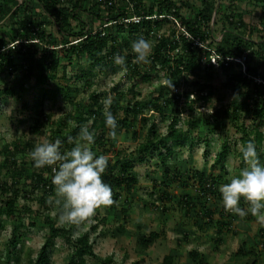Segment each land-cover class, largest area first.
<instances>
[{
  "label": "trees",
  "instance_id": "1",
  "mask_svg": "<svg viewBox=\"0 0 264 264\" xmlns=\"http://www.w3.org/2000/svg\"><path fill=\"white\" fill-rule=\"evenodd\" d=\"M118 1L119 4L116 6L103 8L95 0H0V22L4 23L0 33V74L9 71L18 72L25 77L34 76L36 85L41 87L42 99L39 104L43 105L44 98L47 97L48 91H51L49 87L47 88L48 82L61 77L59 75L61 68L63 69L62 77H66L67 68L74 66L72 54L80 58L89 56L90 63L95 67V65L104 63L114 64L113 57L119 53L125 56L126 66L131 71L132 69L136 71V67H139L141 63L133 64L134 54L132 52L123 54V45L129 46L128 41H135L142 36H146L145 39L155 37L158 42L155 44L151 56V66L157 69L156 66L161 65L162 69L167 70L166 73L169 71V75L181 77L186 74L189 78L190 74L201 70L204 64L208 70L215 68L211 61L212 51L219 53L221 57H237L245 53L248 56L246 72L242 70L237 61L231 60L226 64V59L218 58L217 65L227 74L225 85L238 91L243 99L233 100L230 108L217 110L216 115L218 117L222 113L226 115L231 113L236 118L241 112L248 113L254 121V126L249 127L243 124V135L240 140L242 146L249 141L254 142L260 158L264 142V131L262 130L264 127V82H258L256 78H261L264 81V37L258 39L256 32H261L264 29V18L253 26L247 24L246 12L240 5L243 0H199L200 5L195 4L194 0ZM254 2L262 3L264 8V0H254ZM184 7L189 9L188 15L183 14ZM135 14L143 16L140 22H121V19ZM105 20L107 23H112L103 26ZM163 22L173 25L168 34L164 36L158 34ZM50 24L57 26L58 35L47 32L45 26ZM219 24L222 26L219 33L221 38L216 39ZM128 28L130 29L129 36H124L128 38V41L125 42L126 39L121 40L120 35ZM62 54L64 57L68 56V61L65 63L60 62ZM17 59H20L21 62H17ZM137 74L140 76L141 72L137 70ZM92 75L93 72L90 70L74 74L76 78L83 77L87 82L91 81ZM156 77V75L150 76L145 72L140 76V81ZM189 82L190 85L197 88L198 99L208 100L213 95L211 84H201L199 81ZM180 85L181 79H178L175 86L177 90ZM20 88L25 89L24 84ZM56 89L63 91L67 97H71V93L74 91L70 84L60 85ZM206 90H209V93L205 96L203 92ZM14 91V86H7L0 88V95L3 92L14 93ZM52 92L56 93L53 90ZM179 98L180 96L175 92L167 97H164L162 92H158L151 99V108L159 112L169 107L173 110L174 114L171 116L165 139L160 138L157 123L153 121L145 141L139 144L137 150L130 154L118 151L114 162L109 159L103 180L113 190V199L116 203L111 207H115L119 200L118 189L132 190L138 183V177L133 172L136 159L145 161L149 154H157L159 162L156 165L166 163L170 155L175 153L172 146H169V142L182 145L187 141H192L187 132L178 127L181 110ZM193 102V100L184 101L185 104H190L188 106H191ZM142 106L141 101H137L134 105L129 104L122 108L124 112L122 117L118 116L119 107L116 103H111L109 108L116 117L118 126L134 127L135 118L131 119L130 117L131 115L137 117L135 109ZM79 107L84 108L89 117L87 118L81 113L75 114L77 125L66 132L65 145L61 146L62 152L69 144L67 138L77 136L80 126L84 125L90 118L92 119L90 130L101 132V138L95 135L93 147L104 145L107 129L103 115L105 109L101 100L99 101L98 93H90L84 104ZM191 110L193 111L194 108ZM214 115L215 112L212 116ZM248 115L246 116L248 117ZM51 117L49 114L48 118ZM216 120L219 119L216 118ZM149 121L148 117L143 118L144 125ZM210 121V118L205 119L207 133L203 137V141L207 143L211 133L220 128L219 125L215 124L217 122L212 125ZM197 122L200 121L197 119ZM63 126L64 121L58 124L57 129L52 134L54 138L64 135ZM134 133L136 134V131ZM21 150L25 151L23 148L20 149L19 144H15V148L11 150L5 148L1 151L0 149V154L3 156L0 167L7 168L5 178H0V194L4 195V199L0 201V229L5 227L4 220H1L3 216L13 221V235L8 240V251L9 256L16 255L14 262L20 261V256L16 254V244L22 239L20 229L26 225L24 219H29L28 226L35 227L40 215V211L30 209L28 206L25 207L27 212L25 214L21 211L24 208L20 209L18 205L21 195H24L25 198L30 197L28 190L20 186L22 185V177L33 183L34 188L42 190V195L38 200L43 205H49L48 196L54 195L51 168L37 169L33 162L28 165L25 159L20 161L17 154ZM230 151L229 145L224 144L221 151L216 154L213 167L220 166L217 173H207L203 170L191 174V171L184 172V168H180L176 172L169 169L165 172L166 181H185L184 175H186L187 178L197 180L198 188L196 190L199 194H196L199 198L203 197L207 201L212 197L221 196L219 185L226 181L225 177L228 174L226 160ZM237 153L240 157V151ZM133 154L136 158L132 157ZM241 167H244L242 161ZM47 171L50 173L49 178L45 175ZM166 181L159 183V186L164 185L165 187L159 196L163 202L174 197L167 190ZM180 198L179 202L187 207V212L195 210L198 216L203 214L210 223H213L214 213L207 207L198 212L195 197L187 193ZM201 202L199 200V203ZM241 202L244 201L241 200ZM161 209L165 210L166 206H161ZM220 214L231 220L235 217L233 214L225 213L224 210ZM44 220L49 225V232L37 256L34 259H29V264H52V250L56 245L57 238H62L70 247L65 264H89V257L98 259V264H125L116 260L113 255L99 258L95 252V241H92L88 232L73 237L70 228L58 225L57 220L51 219L50 215L44 217ZM219 224L222 228H227L231 225V221L225 220ZM97 228V224L92 225V230ZM260 236L264 239V228L260 230ZM158 238L159 233L152 231L148 238L142 240V244L145 248H149L152 242ZM241 251L244 250L241 248ZM245 254L248 253L245 252ZM190 255L196 260V264H208L197 249L190 251ZM6 263L13 264L12 260L9 259ZM132 264H137V262ZM164 264H173V255L165 256ZM249 264H264V261L255 255Z\"/></svg>",
  "mask_w": 264,
  "mask_h": 264
},
{
  "label": "rangeland",
  "instance_id": "2",
  "mask_svg": "<svg viewBox=\"0 0 264 264\" xmlns=\"http://www.w3.org/2000/svg\"><path fill=\"white\" fill-rule=\"evenodd\" d=\"M195 4L200 5L199 0H194ZM241 8L246 12V20L253 16L254 21H258L264 17V8L251 0H243ZM189 9L184 7L183 14L188 15ZM252 15V16H251ZM260 18V20H261ZM159 29V35H166L172 28V24L163 22ZM4 23L0 22L1 27ZM98 25V22H96ZM221 24L216 32V39L221 38ZM47 32L59 34L55 24L46 25ZM130 29H126L120 35L121 40L128 41ZM258 39L264 37V29L261 32H256ZM143 37V36H142ZM143 38H146L144 36ZM147 40L152 42V52L155 49V44L158 42L154 37H147ZM132 40L129 46L123 45V54L131 51ZM176 52H179L176 50ZM150 63H141L136 67V71H132L127 67V71H121L120 67L115 63L94 65L90 63L89 56L72 54L74 66L67 68L66 77H62L63 69L59 70L61 77L55 81L50 80L47 88V97L44 98L43 105L39 104L42 99L41 87L36 85L35 77H25L18 72H3L0 74V88L14 86V93H1L0 95V149H14L15 144L20 145L21 150L17 154L20 161L24 159L27 164L32 163L29 152L36 144L42 143L45 140L49 142L61 141V146L65 145V134L77 125L75 119L76 113H81L87 118L88 113L84 108H80L84 104L88 95L92 92H97L99 101L104 106V100L111 99V103H116L119 107V117H122L124 107L129 104L134 105L137 101H141L143 106L137 107V117L131 115V119L135 118L134 127L118 126L116 129V138L113 139L110 135V129L107 128L104 137V145H91L92 151L97 155H107L114 162L117 152L126 154L133 153L137 150L140 143L145 141L148 129L153 124L157 123V129L161 139H165L168 132V125L173 116V110L165 109L162 112L150 107L151 99L155 93L162 92L164 97L170 96L174 92L180 98V119L178 127L183 128L192 138V141H187L182 145H177L169 142L172 146L174 154L170 155L166 163L159 162L157 154H149L145 161L138 159L134 162L133 172L138 177V183L132 188L118 189L120 193L119 200L115 207L98 210L96 215L90 218V221L84 222L78 226L64 224L66 228L72 230L73 237H77L84 232H88L92 241H95V252L99 258H104L108 255H113L116 260L122 261L125 264H164V257L173 255V264H196L195 259L190 255V251L197 249L202 254L204 260L208 264H249L255 255L259 256L264 261V239L260 236V230L264 226L255 222V218L249 215L241 219L238 216L232 218L223 217L220 213L222 210V197L215 196L205 201L203 197L196 194L198 182L195 178H187L184 175L185 181H166L165 172L171 169L176 172L180 168H184V172L191 171V174L196 171H207V173H217L220 166L213 167L216 154L221 151L224 144L231 148L230 154L227 156L226 165L228 174L226 182L231 176L238 175L241 167V158L238 155L242 141L240 137L243 135L242 126L252 127L254 121L248 113H240L234 118V114L222 113L217 117V110L230 108L233 100H242L243 97L239 92L232 90L226 86L227 74L217 64L212 70H208L204 64L201 70L190 74L189 78L186 74L181 77H174L166 73V69H162L161 65L156 68ZM68 57V56H67ZM63 54L60 57V62H67L68 58ZM213 63V60L211 58ZM17 62H21L17 59ZM134 64V59L132 60ZM93 65V66H92ZM87 70L93 72L91 81L87 82L85 78H76L75 73H82ZM147 72L148 75H156V78L140 81V76ZM71 78V79H70ZM181 79V85L177 88V80ZM170 80L173 82L174 89L167 86L164 81ZM189 81H199L201 84H211L213 86V95L210 99H198L197 88L190 85ZM24 84L25 89L20 87ZM70 84L74 90L71 97L64 95L59 88L60 85ZM56 89V90H54ZM53 91H56L54 94ZM77 90V91H75ZM209 90L203 92L206 96ZM185 100H193L190 104H185ZM191 108H194L192 111ZM215 112V115L212 116ZM51 114V118L48 115ZM248 115V117L246 116ZM148 117L149 123L144 125L143 118ZM210 118L211 124L219 125L214 133L209 136L208 143L203 141L206 135L207 123L205 119ZM218 118L219 120H216ZM200 121L199 123L197 122ZM64 121V135L59 137L52 136L54 130L57 129L59 123ZM71 122V123H69ZM92 119H88L84 125L90 124ZM90 129V128H89ZM264 131V127H262ZM91 131V130H90ZM96 136L101 138V132L92 130ZM136 131V134L134 133ZM74 145L67 144L64 151L70 150ZM135 157V154L132 155ZM260 162L264 164V142L260 152ZM3 156L0 154V165L2 164ZM7 168L0 167V178H5ZM46 177H50V173H45ZM166 181L167 190L174 196L170 200L162 201L159 199L164 185L159 183ZM224 183H221L222 185ZM219 185V187H220ZM22 188L28 190L29 198L21 195L19 198V207L23 213H27L25 207L40 211L38 224L35 227L28 226L29 219H24L25 227H21L22 239L16 244L17 252L20 256V261L14 262L16 255L9 256L8 240L13 235L14 223L5 216V227L0 229V264H7L6 261L12 260L13 264H29V259H34L42 247L45 238L49 232V225L45 223L44 217L50 215L51 219L57 217L53 214L57 209L54 205L55 195H49V205H43L38 198L42 195V190L34 188V184L22 177ZM190 194L195 197L199 212L205 207L213 213V223L208 221L206 216L199 215L195 210L187 212V207L179 202L180 197L184 194ZM199 194V193H198ZM4 199V195L0 194V201ZM199 200L202 202L199 203ZM51 204V207H49ZM161 206H166L165 210ZM49 207V208H48ZM241 207H246L245 202H241ZM24 217H26L24 215ZM2 220V221H3ZM229 220L231 225L227 228H222L219 222ZM58 223V222H57ZM97 224L98 228L92 230V225ZM58 225H61L58 223ZM122 226H124L122 228ZM121 227V228H120ZM152 231L159 233V238L154 240L149 248H145L142 244L144 238H148ZM185 234V235H184ZM218 238V239H216ZM56 245L52 250V264H65L68 259L70 247L62 239H56ZM241 248L244 251H241ZM248 253V254H245ZM96 258L89 257V264H98Z\"/></svg>",
  "mask_w": 264,
  "mask_h": 264
},
{
  "label": "clouds",
  "instance_id": "3",
  "mask_svg": "<svg viewBox=\"0 0 264 264\" xmlns=\"http://www.w3.org/2000/svg\"><path fill=\"white\" fill-rule=\"evenodd\" d=\"M135 56L134 63H150L152 42L143 37L131 44ZM121 71H127L125 56L119 53L113 57ZM164 83L174 89L170 80ZM105 125L110 135L116 138L118 127L116 117L110 111L111 99L104 100ZM71 123V122H69ZM70 150L61 151V141L38 143L29 152V157L37 169L51 168V183L54 186V205L57 222L61 225H80L90 221L98 210L116 203L113 190L104 182L103 175L108 167L109 157L97 155L91 149L95 134L88 125H81L77 136H69ZM240 158L244 167L238 175L231 176L228 182L220 185L222 207L225 213L241 219L251 215L255 222L264 226V164H261L257 146L249 141L240 147ZM241 200L246 207H241Z\"/></svg>",
  "mask_w": 264,
  "mask_h": 264
},
{
  "label": "built area",
  "instance_id": "4",
  "mask_svg": "<svg viewBox=\"0 0 264 264\" xmlns=\"http://www.w3.org/2000/svg\"><path fill=\"white\" fill-rule=\"evenodd\" d=\"M95 1L99 5H101V7H103V8H105L107 6H116L117 4H119L118 0H95ZM127 1H129V0H127ZM259 4L261 5L262 3H259ZM142 18H143V16L135 14V15H133L131 17L121 19V22H127V23L131 22V21L140 22ZM104 22L105 23L103 24V26H107L108 24L112 23V22L107 23V20H105ZM103 34H104V32H103ZM199 44H201V42H199ZM211 57H212V60H213V64H218V58L226 59V64L228 63V61L235 60L238 63H240L242 70L244 72H246V64H247L248 56L245 53L242 54V55H239L237 57H221V55L219 53H217L215 51H212ZM256 80L258 82H264L261 78H256Z\"/></svg>",
  "mask_w": 264,
  "mask_h": 264
},
{
  "label": "crops",
  "instance_id": "5",
  "mask_svg": "<svg viewBox=\"0 0 264 264\" xmlns=\"http://www.w3.org/2000/svg\"><path fill=\"white\" fill-rule=\"evenodd\" d=\"M220 1V0H219ZM252 1V0H251ZM252 16V15H251ZM247 16H246V14H245V19H247L246 18ZM261 18V17H260ZM260 18L258 19V21H254L253 19V16H252V18L251 19H249V20H246V22H247V24H250V25H255V24H257L259 21H260ZM264 18V17H263ZM262 19V18H261Z\"/></svg>",
  "mask_w": 264,
  "mask_h": 264
}]
</instances>
